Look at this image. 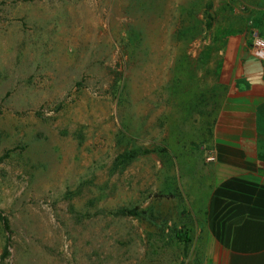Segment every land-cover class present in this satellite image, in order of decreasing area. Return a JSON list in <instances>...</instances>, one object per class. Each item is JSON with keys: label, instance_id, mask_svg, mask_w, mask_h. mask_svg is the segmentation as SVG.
Segmentation results:
<instances>
[{"label": "rangeland", "instance_id": "rangeland-1", "mask_svg": "<svg viewBox=\"0 0 264 264\" xmlns=\"http://www.w3.org/2000/svg\"><path fill=\"white\" fill-rule=\"evenodd\" d=\"M259 28L264 0H0V264H197L199 148Z\"/></svg>", "mask_w": 264, "mask_h": 264}, {"label": "crops", "instance_id": "crops-1", "mask_svg": "<svg viewBox=\"0 0 264 264\" xmlns=\"http://www.w3.org/2000/svg\"><path fill=\"white\" fill-rule=\"evenodd\" d=\"M250 54L254 62L236 66L199 148L197 264H264V67Z\"/></svg>", "mask_w": 264, "mask_h": 264}, {"label": "trees", "instance_id": "trees-1", "mask_svg": "<svg viewBox=\"0 0 264 264\" xmlns=\"http://www.w3.org/2000/svg\"><path fill=\"white\" fill-rule=\"evenodd\" d=\"M221 9V8H220ZM221 11L219 10H214L213 14L214 16L212 17V15L210 16V22L213 23V21H215L216 17L221 15L220 13ZM260 17L257 16V18H252L251 19V22H254V25L257 27L261 22H262V19H261V15H263V13H259ZM195 20H197V17L195 16L194 17ZM212 23H208L205 27L210 29L212 27ZM201 29H200V28ZM194 29L195 31L197 32L199 29V32H197L198 34L195 35V40L200 38L201 36V33H202V25L200 22L197 21V24H195L194 26ZM261 28H259V32L262 33L264 35V30H260ZM214 122V119L211 120L210 124H209V129H210V126L213 124ZM210 135V134H209ZM145 213V212H143ZM117 215H120V216H123V217H133V216H137V211L135 209H132V208H123V209H120L119 212H117ZM0 221L3 225V229L5 231H9V224H8V220L6 218H4L1 214H0ZM175 238L181 243L184 245V248H186L188 246V244L191 242V238L190 236L188 235L190 230H184V231H181V230H175Z\"/></svg>", "mask_w": 264, "mask_h": 264}, {"label": "built area", "instance_id": "built-area-1", "mask_svg": "<svg viewBox=\"0 0 264 264\" xmlns=\"http://www.w3.org/2000/svg\"><path fill=\"white\" fill-rule=\"evenodd\" d=\"M252 56L264 65V37L254 34L251 42Z\"/></svg>", "mask_w": 264, "mask_h": 264}]
</instances>
